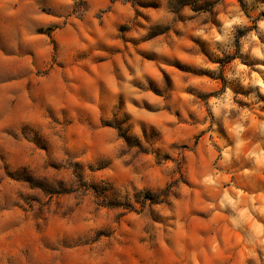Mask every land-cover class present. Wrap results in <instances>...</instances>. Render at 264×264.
<instances>
[{"label":"clouds","instance_id":"9594fccd","mask_svg":"<svg viewBox=\"0 0 264 264\" xmlns=\"http://www.w3.org/2000/svg\"><path fill=\"white\" fill-rule=\"evenodd\" d=\"M0 264H264V0H0Z\"/></svg>","mask_w":264,"mask_h":264}]
</instances>
